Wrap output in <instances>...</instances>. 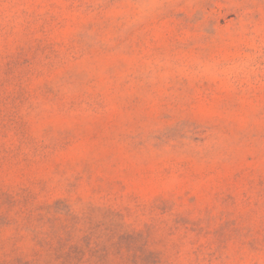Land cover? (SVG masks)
I'll return each instance as SVG.
<instances>
[{
    "label": "rangeland",
    "instance_id": "1",
    "mask_svg": "<svg viewBox=\"0 0 264 264\" xmlns=\"http://www.w3.org/2000/svg\"><path fill=\"white\" fill-rule=\"evenodd\" d=\"M0 264H264V0H0Z\"/></svg>",
    "mask_w": 264,
    "mask_h": 264
}]
</instances>
